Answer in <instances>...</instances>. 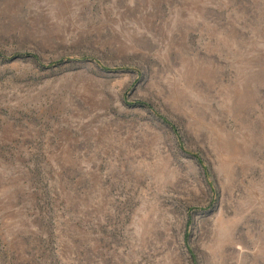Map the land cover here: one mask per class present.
<instances>
[{
  "label": "rangeland",
  "instance_id": "1",
  "mask_svg": "<svg viewBox=\"0 0 264 264\" xmlns=\"http://www.w3.org/2000/svg\"><path fill=\"white\" fill-rule=\"evenodd\" d=\"M0 264H264V0H0Z\"/></svg>",
  "mask_w": 264,
  "mask_h": 264
}]
</instances>
